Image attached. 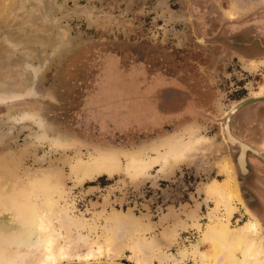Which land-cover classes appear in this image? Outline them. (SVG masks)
Here are the masks:
<instances>
[{"label":"rangeland","instance_id":"obj_1","mask_svg":"<svg viewBox=\"0 0 264 264\" xmlns=\"http://www.w3.org/2000/svg\"><path fill=\"white\" fill-rule=\"evenodd\" d=\"M261 94L264 0H0V228H23L47 180L61 244L122 250L59 264H136L133 244L150 264L206 263L212 227L253 219L216 194L237 182L214 122ZM173 139L199 144L166 162ZM137 150L155 163L135 178L125 154ZM108 151L123 168L79 181L76 162Z\"/></svg>","mask_w":264,"mask_h":264},{"label":"bare ground","instance_id":"obj_2","mask_svg":"<svg viewBox=\"0 0 264 264\" xmlns=\"http://www.w3.org/2000/svg\"><path fill=\"white\" fill-rule=\"evenodd\" d=\"M4 98L5 96H1L0 101H5ZM233 106V110L227 115L224 131L230 144L238 145L241 150L239 167L240 171L244 173V169L246 168L244 159L247 145L233 140L228 124L231 114L238 110L240 105L235 104ZM27 116L31 115L28 114ZM174 140L163 143V145L169 148L168 154L164 156L166 162L168 159H174L175 162L180 163L189 158L199 144L194 141L188 144L182 143L181 145H177ZM59 144V146H69V143L66 141ZM158 147L155 145L152 147V150H157ZM144 156L142 150L125 154L127 158L125 169L135 178L144 174L155 163V161L146 162ZM119 157L120 155L117 156L114 151L101 152V154L92 156L89 161L78 160L73 168L77 173L79 181L105 173L112 175L123 168L122 159ZM39 186V192L46 199L42 206L28 204L23 207L24 212L20 211L19 215L24 219L23 228L20 231H13L12 233H7L4 228H0V264H59L74 257L85 262L95 258L99 259L103 256H108L110 259L119 257L122 250L113 247L112 242H108L106 248L101 245L97 249L92 247L86 254L82 255L73 254L75 253L73 251L76 245L74 239L61 244L59 238L63 234L54 225V220L57 216H60V212L52 197L46 195L50 188L47 180H43ZM216 194L220 198V201L224 202L228 207L233 206V202L235 201L242 202L238 191L234 188L231 190L228 186L223 189H216ZM259 226L260 223L257 220L250 218L244 224L235 228H232L229 222H221L219 225L212 227L209 237L206 239L209 238L213 246V255L204 264H264V239L259 236ZM61 228H66V223L62 222ZM106 238L110 241L108 237ZM133 238L135 237L133 236ZM123 242L121 241V243ZM129 242L133 244L135 241L133 240L132 242L131 239ZM116 243L120 245V242ZM124 243L121 245H124ZM131 249L133 250V260L136 264H150V259L140 256L139 250L134 244L131 246Z\"/></svg>","mask_w":264,"mask_h":264},{"label":"flooded vegetation","instance_id":"obj_3","mask_svg":"<svg viewBox=\"0 0 264 264\" xmlns=\"http://www.w3.org/2000/svg\"><path fill=\"white\" fill-rule=\"evenodd\" d=\"M239 52L242 53L240 50ZM261 95L249 98L251 100L248 102H236V104L240 106L238 110L231 114L228 123L230 135L233 139L235 138L238 143L245 144L254 151L256 150L255 152L252 150L246 151L244 159L246 168L244 169V173L240 171L239 167L241 150L238 145L230 144L224 131L227 115L233 110L234 106H232L231 110L226 113L223 118L225 120L221 123L219 121L214 122V124H217L220 127L224 138L223 140L226 143V147H228L221 155L224 154L223 158L225 156L228 159V166L230 168L232 166L231 169L234 172V179L237 182L236 188L240 200L245 203L246 211L259 223L264 220V172L261 170V167L264 168V150L257 145L258 142L251 140V136L254 138H260V136H258V129L263 130L262 133H264V95ZM239 129L246 130L245 134L247 135L243 137L241 133H238ZM234 152L237 154L234 155Z\"/></svg>","mask_w":264,"mask_h":264},{"label":"water","instance_id":"obj_4","mask_svg":"<svg viewBox=\"0 0 264 264\" xmlns=\"http://www.w3.org/2000/svg\"><path fill=\"white\" fill-rule=\"evenodd\" d=\"M12 106H13V105H7V106H6V109H7L8 112L11 111ZM233 140H234V141H237V140H235V139H233ZM237 142H238V141H237ZM247 150H252V149H251L250 147L247 146ZM252 151L255 152L254 150H252ZM240 156H241V154H240Z\"/></svg>","mask_w":264,"mask_h":264}]
</instances>
